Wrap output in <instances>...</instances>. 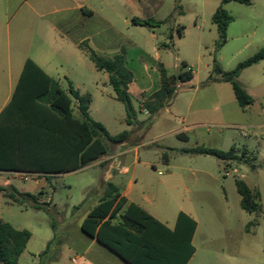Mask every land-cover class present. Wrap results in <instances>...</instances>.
<instances>
[{
  "label": "rangeland",
  "instance_id": "374dc122",
  "mask_svg": "<svg viewBox=\"0 0 264 264\" xmlns=\"http://www.w3.org/2000/svg\"><path fill=\"white\" fill-rule=\"evenodd\" d=\"M217 1L220 5L221 0ZM168 2L171 0H164V11H168ZM178 3L182 8V13L176 14L180 33L176 27L171 30L172 36L164 34L162 26L154 28V32L142 26L135 32L136 41L149 53L156 46L160 63L168 73L178 72L182 61L193 72V78L178 87L173 101L157 113H144L143 105L133 98L134 116L128 119L124 104L115 99L107 73L96 70L79 49L66 47L63 65L79 85V92L90 95L91 117L102 123L110 135L142 125L138 138L146 146L138 149L137 163L133 162L132 152L126 155L122 165L128 169L123 179L131 180L138 196L142 191L152 205L167 215L182 210L192 213L197 228L192 241L195 254L189 264H264V60L245 68L237 77L252 94L253 103L245 109L238 106L230 84L212 72L213 60L226 72L264 49V0H251L249 5L222 4L232 21L226 29L225 43L218 49L215 26L201 0ZM0 26L5 31L6 22ZM193 123L201 126L186 132L188 140L174 135L176 129ZM201 139L203 144H198ZM115 145L111 144L112 152ZM196 146L233 149L237 160L223 162L214 156L184 151ZM99 176V167L91 165L48 182L36 177H9V183L17 189L39 193V201H51L37 210L30 204L9 203L0 194V220L15 229L30 231L29 248L43 249L51 234H55L57 246L64 237V228L97 203L94 190ZM236 178L258 193L257 211L247 212L240 207ZM72 234L74 239L86 240L76 227ZM69 251L67 245L50 250L41 257L40 264H47L56 253L65 255ZM51 264L73 263L68 259Z\"/></svg>",
  "mask_w": 264,
  "mask_h": 264
},
{
  "label": "trees",
  "instance_id": "16d2710c",
  "mask_svg": "<svg viewBox=\"0 0 264 264\" xmlns=\"http://www.w3.org/2000/svg\"><path fill=\"white\" fill-rule=\"evenodd\" d=\"M237 2L249 5L251 0H221V4L211 15L210 21L217 32L216 49L226 40V29L232 21L231 15L222 4ZM132 22L149 26L147 20L132 19ZM84 55L98 71L108 75L115 99L125 106L127 118L134 116V108L127 92L132 81V73L124 65V49L112 57L95 53L86 43L79 44ZM264 60V49L237 63L230 71H222L213 60L212 72L222 77L231 86L238 106L245 109L252 105L253 98L238 82L237 77L245 68ZM159 88L142 101L149 114H155L169 105L178 87L189 82L192 70L186 62L176 73H168L158 63ZM212 80L210 76L208 78ZM76 101L77 116L72 102ZM89 94H81L70 82L64 91L56 80L48 77L31 59H26L23 70L10 103L0 113V171H26L29 173H53L75 171L89 165L106 154L108 144H119L127 139L129 132L110 135L104 125L89 116ZM48 114V119H46ZM52 118V119H51ZM54 120L53 122H51ZM51 122V123H48ZM56 122L58 128L56 127ZM130 122V121H128ZM47 144L54 152L51 164L45 162L44 152ZM58 144L59 154L55 150ZM34 151H27L28 148ZM185 152L214 156L224 161L237 160L234 150L222 151L215 148L196 146ZM246 150H244L245 153ZM62 152V156L60 155ZM243 153V154H244ZM235 187L240 196V207L247 212L258 210V193L249 188L245 181L236 178ZM0 194L9 203L30 204L34 209H42L50 199L39 201L38 195L19 191L14 186L0 185ZM41 194V193H40ZM125 200L119 196L117 188L107 183L98 202L88 211L80 229L100 244L107 247L127 264H186L194 247L191 245L196 230V221L184 212L177 214L176 224L169 230L152 217L143 207L129 203L120 214V221L112 223L115 213L122 208ZM52 229L54 226L52 224ZM31 236L27 229H15L0 220V264H18ZM54 238L47 242L38 255H46L54 245Z\"/></svg>",
  "mask_w": 264,
  "mask_h": 264
},
{
  "label": "crops",
  "instance_id": "0c3cea01",
  "mask_svg": "<svg viewBox=\"0 0 264 264\" xmlns=\"http://www.w3.org/2000/svg\"><path fill=\"white\" fill-rule=\"evenodd\" d=\"M168 3V11H164V0H0V24L3 21L6 22L5 31L0 26V56H3V59H0V113L13 97L26 59L34 61L48 77L58 82L62 90L65 91L70 82L71 86L79 92V85L65 71L63 60L66 55V47L72 46L81 51L79 44L82 42L101 56L112 57L118 54L122 48L124 49V65L132 73V81L127 85V92L131 100L134 98L139 104H142L144 98L149 97L159 88L158 63H160V60L156 46H152L150 48L151 53H149L148 49L136 41L135 32L143 25L132 22V19L147 20L151 23L149 27L153 32L154 28L159 29L162 26L164 34L172 36L171 30L176 27L180 33L179 24L176 23V14L180 15L182 8L178 0H171ZM201 5L208 10L210 15L219 6L217 0H201ZM165 12H168L167 17H163ZM153 32L151 37L155 39L156 35ZM144 57L147 59L146 61ZM106 77L108 79V75ZM247 93L252 97L250 92L247 91ZM72 107L74 108V115L77 116L76 101H74ZM89 116L91 117L90 114ZM48 117V114H46V119ZM184 120L182 119V121ZM200 126L197 123L183 125L173 133L182 140H188L189 137L186 132ZM56 127L58 128L57 122ZM141 127L142 125L136 130H126L129 132L127 139L116 144L114 152H112L111 143H109L106 154L83 168L96 165L100 169L98 185L94 190V193L98 196L97 200L104 193L107 183L114 185L119 196L125 200L122 208L115 213L114 218L111 220L112 223L119 222L120 214L126 206L129 203H134L143 207L152 217L169 230H172L180 211L175 215H167L163 210L152 205L142 191L138 196L131 180L126 181L123 179V175L127 173L128 169L127 166L122 165L126 155L132 152L133 162L137 163L139 161L138 149L146 146L138 138ZM206 133H208L207 130ZM196 136L194 137L196 138ZM197 142L203 144L202 139ZM129 143H133V145L127 147ZM25 150L34 151L30 147ZM52 151L53 149L49 148L47 144L41 151L44 152L43 157L47 165L51 164L53 160L54 152ZM58 154L57 144L56 159ZM60 155L62 156V152H60ZM163 161L168 163V159H163ZM81 169L45 174L26 171H0V178H2L0 185H11L8 178L21 179L19 177L21 173L48 182L52 178ZM18 190L23 191L22 189ZM95 204L83 210L79 219L69 223L63 230L64 237L58 241L57 246L52 245L50 249H60L67 245L70 251L65 255L56 253L48 259L47 264L54 261L57 263L66 262L68 259L73 264H127L95 238H91L81 231L80 226L83 219ZM181 212L186 213L195 220L190 211L182 210ZM73 227H76L86 240L74 239ZM53 236L54 234H51L46 237L43 249L35 250L34 247L29 248L32 239L31 233L23 252L18 258V264H22V259L23 264H38L40 261L38 255L45 249L47 242ZM193 237L191 240L192 246ZM194 254L195 249L186 264H189Z\"/></svg>",
  "mask_w": 264,
  "mask_h": 264
},
{
  "label": "built area",
  "instance_id": "2783aa9c",
  "mask_svg": "<svg viewBox=\"0 0 264 264\" xmlns=\"http://www.w3.org/2000/svg\"><path fill=\"white\" fill-rule=\"evenodd\" d=\"M143 111H144V113H146V114H148V112H147V110L145 109V108H143L142 109ZM159 174H160V172H159ZM19 177L21 178V179H23V180H27V179H29L30 178V175L29 174H19ZM48 200V199H47Z\"/></svg>",
  "mask_w": 264,
  "mask_h": 264
}]
</instances>
